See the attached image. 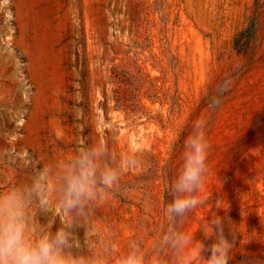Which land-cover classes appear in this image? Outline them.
Instances as JSON below:
<instances>
[{
    "label": "rangeland",
    "instance_id": "obj_1",
    "mask_svg": "<svg viewBox=\"0 0 264 264\" xmlns=\"http://www.w3.org/2000/svg\"><path fill=\"white\" fill-rule=\"evenodd\" d=\"M254 0H0V189L77 147L131 145L140 167L121 175L66 230L80 251L111 259L140 243L154 254L168 227V190L197 120L210 145L203 203L177 223L187 253L211 243L220 216L233 243L228 264H264V7L246 55L234 37ZM55 232L64 216L36 208ZM203 230V231H202ZM232 231L235 240L232 239ZM204 232V233H203ZM76 251V249H73ZM162 264H180L170 248ZM195 264H204L197 260Z\"/></svg>",
    "mask_w": 264,
    "mask_h": 264
},
{
    "label": "clouds",
    "instance_id": "obj_2",
    "mask_svg": "<svg viewBox=\"0 0 264 264\" xmlns=\"http://www.w3.org/2000/svg\"><path fill=\"white\" fill-rule=\"evenodd\" d=\"M204 127L205 122L197 120L184 143L182 166L168 187L172 194L165 207L168 227L152 256L146 258L135 240L129 243L126 254L113 260L108 255L109 243L103 245V252L89 253L80 251V243L69 239L66 229L80 227L79 220L87 215L88 207L114 191L121 175L139 168L137 153L146 150L133 144L117 158L107 143H97L77 146L64 159L35 172L30 183L0 189V264H162L158 255L162 247L177 252L180 264H195L201 259L204 264H228L234 245L224 234L220 216L209 221L210 231L203 232L211 243L205 246L200 242L190 253L187 248L192 238L177 230L178 220L204 202L197 195L208 171L210 145ZM37 206L59 209L64 216L62 227L53 232L54 221L41 224L36 218ZM231 235L234 241L235 233Z\"/></svg>",
    "mask_w": 264,
    "mask_h": 264
},
{
    "label": "trees",
    "instance_id": "obj_3",
    "mask_svg": "<svg viewBox=\"0 0 264 264\" xmlns=\"http://www.w3.org/2000/svg\"><path fill=\"white\" fill-rule=\"evenodd\" d=\"M264 0H254V6L248 19V26L238 32L234 37V49L238 54L246 55L250 49V43L260 28L263 15Z\"/></svg>",
    "mask_w": 264,
    "mask_h": 264
}]
</instances>
